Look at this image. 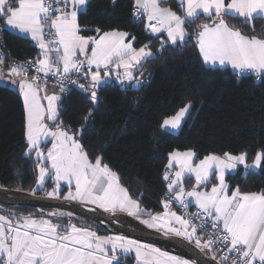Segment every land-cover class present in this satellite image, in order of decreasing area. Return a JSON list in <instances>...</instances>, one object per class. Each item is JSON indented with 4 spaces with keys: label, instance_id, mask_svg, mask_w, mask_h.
Here are the masks:
<instances>
[{
    "label": "snow or ice",
    "instance_id": "snow-or-ice-1",
    "mask_svg": "<svg viewBox=\"0 0 264 264\" xmlns=\"http://www.w3.org/2000/svg\"><path fill=\"white\" fill-rule=\"evenodd\" d=\"M87 3L88 0H0V18L19 32L30 34L40 49L36 59L8 65L0 55V69L7 66L9 75L19 78L12 83L19 84L23 97L27 150H35L39 159L43 157L40 150L42 138H53L52 147L45 157L51 161V166L39 168L37 181L43 184L47 175L55 174L56 188L47 195L59 196V181L67 180L70 184L75 178V191L69 190L64 199L88 201L106 211L119 209L138 217L142 210L138 202L128 195V190L119 184L117 173L103 163L102 156L97 155L94 162L90 160L76 134H70L63 125L60 120L61 96L55 92L43 97L40 95L39 73H52L67 79L69 74L83 71V78L88 84H80V87L90 91V100L97 104V90L110 75V66L123 67L125 78L131 80L129 67L153 55L147 45L136 50L130 42L126 43L127 32H101L100 28H96L94 31L98 38L81 35L78 14ZM184 3L185 17L182 18L170 8H161L158 0H135L137 14L141 11L147 14V28L153 33L165 29L172 44L184 40L187 20H194L201 13L207 14L211 23L199 25L201 30L198 33L203 62L231 65L239 74L264 73V36L252 34L257 30L255 21L264 19V0H184ZM226 17L242 18L249 34L230 24ZM46 29L53 39L45 38ZM261 30L264 31V25ZM31 68H35L37 75L29 77ZM59 88L60 92L65 91L63 82H60ZM43 100L47 101V105L42 103ZM190 107V103L185 104L174 116L164 119L161 127L178 128ZM46 121H51L55 127H50ZM195 156V151L191 149L170 153L164 179L169 181V193L175 192L174 199L181 204H184L185 196L194 197L200 209L194 215L204 216L205 219L197 224L172 212L169 219L174 217L182 229L169 227L165 235L173 233L190 241L195 238L197 247L202 249L211 250L217 243L223 244L228 252L236 253L235 258L221 257L230 264H264V190L241 192L237 187L229 195L225 183L226 171L235 169L237 165L246 169L264 166V149L255 153L251 164L246 163V152L238 155L209 153L194 164ZM175 165L179 166V170L173 176L170 169ZM186 172L195 175L196 186L207 183L212 174L216 175L219 183L213 184L210 190L198 191L197 187H193L185 192L182 181ZM170 202H165L166 209ZM149 215L150 219L142 221L148 227L167 226V221L159 223L164 219L160 214ZM165 215H168L167 211ZM13 216L11 213L0 215V264H113L114 261L118 264L117 250L128 253L132 249L144 264H195V261L173 256L151 244L126 237H101L74 224L61 225L51 219H36L31 215ZM209 222L212 231L208 230ZM205 235L207 239H204Z\"/></svg>",
    "mask_w": 264,
    "mask_h": 264
},
{
    "label": "trees",
    "instance_id": "trees-1",
    "mask_svg": "<svg viewBox=\"0 0 264 264\" xmlns=\"http://www.w3.org/2000/svg\"><path fill=\"white\" fill-rule=\"evenodd\" d=\"M164 4L179 15L184 14L182 1L164 0ZM132 6L133 0H89L78 20L85 36L96 35V28L101 32L121 30L135 38L136 47L147 45L151 49L153 55L135 74L139 89H133L132 84L111 81L97 90V104L90 100L91 92L81 87H72L66 94L52 92L61 96L63 125L76 134L90 160L94 162L97 155L102 156L103 163L119 175V184L138 202L140 215L149 219V213L156 215L166 211L165 194L169 190L164 172L173 151L194 150L196 162L209 153L238 155L246 152L247 163L251 164L255 153L264 149V75L239 74L230 67H210L203 62L198 33L199 25L211 23L208 15L200 14L194 20H187L185 39L172 44L165 38L146 33L142 25L136 24ZM226 19L249 34L242 18ZM3 21L0 18V51L5 65L16 60L36 59L38 46L28 37L2 27ZM255 24L257 30L252 34L264 36L261 30L264 19ZM189 103L191 107L177 133L161 127L164 119L174 116ZM27 149L23 97L17 87L0 82V186L29 192L38 187L41 159L36 151ZM227 180L241 192H259L264 190V166L247 173L244 168H238L228 174ZM49 181L51 177L33 193L47 195L45 190L53 185ZM190 181L191 178L186 183ZM216 181L214 177L208 183ZM68 189L58 197H64ZM4 207L27 210V214L35 217H48L51 216L48 212L53 211L26 206ZM72 216L79 223L86 220L100 232L109 233L88 218ZM135 260L133 255H120L118 264H136Z\"/></svg>",
    "mask_w": 264,
    "mask_h": 264
},
{
    "label": "water",
    "instance_id": "water-1",
    "mask_svg": "<svg viewBox=\"0 0 264 264\" xmlns=\"http://www.w3.org/2000/svg\"><path fill=\"white\" fill-rule=\"evenodd\" d=\"M139 87L138 81L132 84L133 89H139ZM0 204L67 211L77 217L94 221L110 234L131 237L161 247L170 253L195 261V264H223L216 257L206 254L193 241L170 233L165 235V232L148 227L142 220L128 213L110 212L98 205L79 200L50 197L3 186H0Z\"/></svg>",
    "mask_w": 264,
    "mask_h": 264
},
{
    "label": "crops",
    "instance_id": "crops-1",
    "mask_svg": "<svg viewBox=\"0 0 264 264\" xmlns=\"http://www.w3.org/2000/svg\"><path fill=\"white\" fill-rule=\"evenodd\" d=\"M89 1V0H88ZM180 1H182V6H183V12H184V14L183 15H179L173 8H171L169 5H165L164 4V0H158V3H159V6L161 7V8H170L172 11H174V12H176V14L177 15H179L180 17H185V8H186V4L184 3V0H180ZM133 5H136L135 4V0H133ZM16 6H18V5H16ZM86 7V6H85ZM85 9V8H84ZM84 9H82V10H84ZM71 10V7L69 6V11ZM81 10V11H82ZM80 14V13H79ZM79 14H78V17H79ZM201 14H204V13H201ZM207 15V14H206ZM78 23H79V20H78ZM2 27H4V28H6V29H9L10 31H12V32H15V33H17V34H20V35H22V36H25V37H28L34 44H36V42L35 41H33L32 39H31V36H30V34H27V33H21V32H19V30H17V29H14V28H12V27H10V26H8L6 23H5V21H3V25H2ZM118 31H121V30H118ZM122 32H126V31H122ZM128 33V32H127ZM81 35H83L82 34V32L80 33ZM153 36H155V37H161V38H165L166 40H168L167 39V31L165 30V29H161V32H159V33H153L152 34ZM83 36H85V35H83ZM92 36V35H91ZM93 36H96L97 38H98V35L96 34V35H93ZM87 37V36H86ZM185 37H186V33H185ZM185 37H184V39H185ZM46 38V37H45ZM169 41V40H168ZM125 42L126 43H128V42H130L131 44H132V47L134 48V49H136V50H139L141 47H144V46H140V47H136L135 45H134V42H135V38L133 39L132 37H130V34L127 36V37H125ZM37 45V44H36ZM38 46V45H37ZM38 49H39V47H38ZM39 51V53H40V49L38 50ZM89 55H90V51H91V46H89ZM81 59L83 58L82 56L80 57ZM147 59V58H146ZM146 59H144V60H142L139 64H137V65H135L134 67H129V69H128V71L131 73V75H132V79L131 80H128V79H126L125 78V69L123 68V67H120V68H116L115 67V64H113L112 66H110V69H109V71H110V75L106 78V80H105V84L106 83H109V82H111V81H116V82H118V83H120V84H122V85H130V84H133L134 82H135V80H136V71H137V69L139 68V66L146 60ZM207 66H210V67H230L232 70H234V71H236V72H238V70H235V69H233L232 67H231V65H220V64H215V65H209V64H206ZM94 67V66H93ZM95 68V67H94ZM248 73H250V72H248ZM74 74V72L73 73H71V74H69V76H72ZM245 74V73H244ZM261 74H263L264 75V73H261ZM29 77H31V75H29ZM119 77V78H118ZM18 77H13V76H10L9 75V72H8V68H6V67H3L2 69H0V82H3V83H6V84H9V85H12V86H15V87H17L18 89H19V84L18 83H12V81L13 80H17L18 81ZM40 86H42L41 84H40ZM43 88H47V90L48 91H55V90H53L52 88H49V87H45V86H42ZM187 114V113H186ZM186 116V115H185ZM185 116H184V118L182 119V121H181V124H180V126L178 127V128H171V127H163L165 130H167V131H171V132H173V133H177L179 130H180V128H181V126H182V124H183V121H184V119H185ZM175 151H179V150H175ZM184 151H186V150H184ZM184 151H180V152H184ZM194 151V150H193ZM196 157V156H195ZM195 157L193 158V162H194V164L195 163H198L199 161H195ZM246 163H247V161H246ZM168 165V164H167ZM238 168H244L245 169V172L247 173V171H251V170H258L259 168H248V169H246L243 165H237V167L235 168V169H232V170H228V171H226V173H225V183L228 185V188H229V195L231 194V191L232 190H235L237 187H232L231 186V184L228 182V180H227V176H228V174L229 173H233V172H235ZM170 170H172L173 172H172V175L174 176V174H175V172L176 171H178L179 170V166L178 165H175L172 169H170ZM215 177V179L217 180L216 182H214L213 184H218L219 183V181H218V179H217V177H216V175L215 174H212V175H210V177H209V181L208 182H211V180H212V178H214ZM189 178H191V181L190 182H187L186 183V181L189 179ZM167 181V180H166ZM183 187H184V189H185V192H188V191H191L192 189H193V187H197V190L198 191H206V190H210L211 189V187H212V185L213 184H209L208 182L207 183H204V184H201V185H199V186H196V180H195V175L194 174H191V173H185L184 174V176H183ZM168 183H169V181H167V185H168ZM187 185V186H186ZM73 192L75 191V183L73 184ZM168 188V187H167ZM178 190V189H177ZM175 193V192H174ZM129 195V194H128ZM185 199H186V201L188 202V204L189 205H191V206H193V207H197L198 208V206H197V204H196V202H195V198L194 197H188V196H185L184 197ZM117 211H121V210H119V209H117ZM172 212H175L176 213V215L177 216H180L179 215V213L176 211V210H169V211H167V213H168V215H165V213L166 212H164L163 214H160L161 216H163L164 217V219L162 220V221H167V224H170L173 228H182V225L180 224V222L179 221H176L175 220V218L174 217H172L171 219H169V216H170V214L172 213Z\"/></svg>",
    "mask_w": 264,
    "mask_h": 264
},
{
    "label": "rangeland",
    "instance_id": "rangeland-1",
    "mask_svg": "<svg viewBox=\"0 0 264 264\" xmlns=\"http://www.w3.org/2000/svg\"><path fill=\"white\" fill-rule=\"evenodd\" d=\"M52 93L54 92H51V91H48L47 88H43L42 86L40 87V95L43 97L45 94H48V95H51ZM42 103H44L45 105H47V101L46 100H43ZM50 127L54 128L55 125L51 122V121H46ZM71 134V132H69ZM52 142H53V138L52 137H47V138H42L41 140V144H40V150L43 152V157H41L40 159V162H39V166L38 168H40L41 166L43 167H47V168H50L51 166V161H48L45 159V157L47 156V151L49 148L52 147ZM80 142V141H79ZM35 151V150H33ZM110 168V167H109ZM111 169V168H110ZM112 170V169H111ZM113 171V170H112ZM115 172V171H114ZM38 173H39V170H38ZM116 173V172H115ZM54 173H50L49 175H47L45 177V180L43 182V184H39L40 186H44L45 185V182L48 178L51 177V181H49L52 185V188L51 189H46V193L48 192H51L53 191L54 188H56V184L57 182L55 181L54 179ZM119 176V175H118ZM39 179V178H38ZM75 183V178L72 179L71 183L69 184V182L67 180H61L59 181V196L61 195V192L66 190V188H69L67 190V192L69 190L73 191L71 188L73 186V184ZM38 185V187L35 188V190H37L40 186ZM67 192H65L64 196L67 194ZM58 197V196H56ZM134 200V199H133ZM81 201V200H79ZM83 202H87V203H90L88 201H83ZM92 204V203H90ZM96 205V204H94ZM117 211V210H116ZM120 212H123V213H128L126 211H120ZM166 212V211H165ZM14 214L13 218H16V217H19V216H33L34 218L36 219H51L53 223H57V224H61V225H71V224H74L76 225L77 228H87L89 229L90 231H93L95 232L98 236H101V237H117V236H122V237H126L127 239H130V240H136L134 238H131V237H127V236H123V235H117V234H110V233H102L99 231V229L95 226H93L92 223H89L87 222L86 220H83L82 223H79L77 222V218L72 216V213L70 212H67V211H61V210H57V211H50L48 212V215H51V216H48V217H35L32 213L31 214H27V210H22V209H10V208H7V207H4V205H0V215H8V214ZM52 213H56L55 216L52 215ZM129 214V213H128ZM137 217V216H135ZM56 218H62L60 219L59 221H56L55 219ZM138 219H142V221L144 220H148L146 219L145 216H141L139 214V216L137 217ZM145 218V219H144ZM150 219V218H149ZM159 223L161 224H164L165 221H160ZM169 227H172L170 224H167L166 227H157V228H154V229H159L163 232H167L168 228ZM173 228V227H172ZM179 228V227H178ZM182 229V228H181ZM170 234H173V233H170ZM175 235V234H174ZM139 241V240H137ZM195 243V238H193V240H191ZM140 243L142 244H148V243H145V242H142V241H139ZM196 244V243H195ZM155 246V245H153ZM109 248H111V245H108ZM157 248H160L162 251H166L164 250L163 248L161 247H158V246H155ZM201 248V247H200ZM202 249V248H201ZM204 250L206 253H208L210 256H213L215 257V252L213 249H207V248H204L202 249ZM168 252V251H166ZM170 253V252H168ZM171 255L173 256H179V255H175L173 253H170ZM112 253L109 252V256H111ZM120 255H133L135 257V263L136 264H144L143 260H138L137 257H136V253H135V249H132L131 251H129L128 253H122L120 250H117L116 252V256H117V261L119 262L120 260ZM179 257H182V256H179ZM183 259H186L184 257H182ZM186 260H189V259H186ZM191 261V260H189ZM117 262L114 261L113 264H116Z\"/></svg>",
    "mask_w": 264,
    "mask_h": 264
},
{
    "label": "built area",
    "instance_id": "built-area-1",
    "mask_svg": "<svg viewBox=\"0 0 264 264\" xmlns=\"http://www.w3.org/2000/svg\"><path fill=\"white\" fill-rule=\"evenodd\" d=\"M131 13H132V17H133L134 22L138 25H142L144 31L146 33L152 35L153 32L147 28V24L149 23V21L147 19V14L143 13L142 11L140 14H137L136 5L132 6ZM45 32H46V39L47 40H51L54 38L49 33L48 29H46ZM0 55H3V57H4V54L1 51H0ZM53 55H55L54 51H53ZM4 59H5V57H4ZM31 60H34V59H30V60H26V61H31ZM14 62H24V61H17L16 60ZM86 67L87 66H85V69H86ZM93 70H95L94 67H93ZM28 75H31V76L37 75V73L35 72V68H31L29 70ZM38 75L40 76L39 84H41L42 86H45V87L52 88L58 92H60L59 84H60V82H63V86L65 88V91L60 92L62 94H66L68 92V90L72 87H80V84H85L86 82H88L87 80H85L83 78V71L80 73L74 72V74L72 76H69L67 79L60 77V76H57V75H54L52 73H48L47 75H45L44 73H39ZM70 81H76V83H71ZM174 197H175V193L166 192V194H165L166 201H171L168 208L167 209L165 208L166 211L176 210L179 213L181 218H183L185 220H193L197 224H199L201 221H203L205 219L204 216L196 217L194 215V214H197L198 212H200V209L199 208H191V206L188 204V202L186 201L185 198H184V204H181L179 201L175 200ZM208 230L212 231L210 222L208 225ZM207 238H208V236L205 235L204 239H207ZM212 249L215 252V257L218 260H220L223 264H230V262L223 261L221 259L222 256H230L232 258H235V256H236V253L234 251L228 252L226 246L223 244H220V243H217L216 245H214Z\"/></svg>",
    "mask_w": 264,
    "mask_h": 264
}]
</instances>
